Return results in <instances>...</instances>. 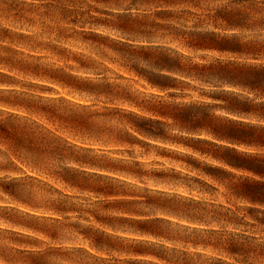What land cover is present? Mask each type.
I'll return each instance as SVG.
<instances>
[{
  "label": "clouds",
  "instance_id": "1",
  "mask_svg": "<svg viewBox=\"0 0 264 264\" xmlns=\"http://www.w3.org/2000/svg\"><path fill=\"white\" fill-rule=\"evenodd\" d=\"M250 73L264 0H0V264H264Z\"/></svg>",
  "mask_w": 264,
  "mask_h": 264
},
{
  "label": "trees",
  "instance_id": "2",
  "mask_svg": "<svg viewBox=\"0 0 264 264\" xmlns=\"http://www.w3.org/2000/svg\"><path fill=\"white\" fill-rule=\"evenodd\" d=\"M249 78L250 82L259 83L264 81V73H250ZM245 110H247L246 107ZM228 134L241 139L247 138L248 135H250L242 130H228ZM225 158L235 166L245 167L249 170L255 171L257 174H264V166H261L260 163L256 161L242 159L230 153H225Z\"/></svg>",
  "mask_w": 264,
  "mask_h": 264
}]
</instances>
